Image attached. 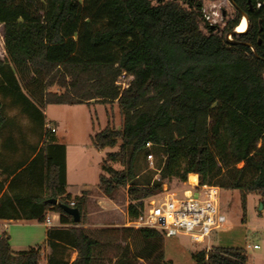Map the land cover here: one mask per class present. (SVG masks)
<instances>
[{
  "label": "trees",
  "instance_id": "obj_1",
  "mask_svg": "<svg viewBox=\"0 0 264 264\" xmlns=\"http://www.w3.org/2000/svg\"><path fill=\"white\" fill-rule=\"evenodd\" d=\"M232 1L236 14L219 29L205 21L203 0H0V219L60 215L43 244L25 249L0 231V264H97L105 252L81 225L89 192L68 190L66 144L47 120L48 104L118 103L122 126L108 124L91 141L117 147L100 162L98 187L112 200L127 189L130 220L164 183L190 173L239 190L244 221L250 193L264 206V0ZM242 12L248 28L228 39ZM148 155L157 157L152 169ZM51 198L73 201L81 221ZM131 229L147 245L124 249L113 264H175L163 231ZM193 258L248 264L240 247H205Z\"/></svg>",
  "mask_w": 264,
  "mask_h": 264
},
{
  "label": "rangeland",
  "instance_id": "obj_2",
  "mask_svg": "<svg viewBox=\"0 0 264 264\" xmlns=\"http://www.w3.org/2000/svg\"><path fill=\"white\" fill-rule=\"evenodd\" d=\"M179 1L185 2L187 0ZM202 11L203 14L210 17L209 20L206 19L205 21L217 25L219 29H223L227 20L236 14L235 6L230 0H203ZM244 17L242 16L241 20ZM202 26H204V23ZM230 36L233 38V35ZM0 56L3 58L6 56L4 25L2 23H0ZM131 79L132 77L124 79L125 83H128ZM52 89L56 90L57 87H52ZM86 107L88 108L87 105ZM88 112H90L91 128L95 127L96 131L103 129L108 124L116 128L122 126L123 115L116 102L106 104L92 103L90 109L88 108ZM21 120L23 124L27 123L25 118ZM48 121L50 125H54L51 119ZM29 138L32 141L36 140V137L33 135L29 136ZM91 149L89 152L91 179L94 181L96 178L99 182V175L96 177V171L98 170L99 173L101 171V160L108 151H113L117 147H107L99 150V152L93 147ZM152 159L156 162V155ZM98 160L99 163H97ZM148 160L150 169H152L150 159L148 158ZM115 167L119 169L123 168L119 163H116ZM189 181H191V178H189ZM168 186L172 190H182L185 184L178 179H174L171 183H168ZM88 192L87 221L83 224L81 223V225L85 227L90 235L100 239L105 244L103 245V251H105L103 258H100L97 264H111V262L113 264L115 257L121 255L124 249L129 248L136 253L141 251L148 242L143 240L135 230H127V227H131L128 225L130 218L127 213L129 203L127 189L120 188L115 200L108 198L99 187L94 188L93 191L88 190ZM261 203L259 194L250 193L248 195L246 218L244 221L245 211L242 207L240 191L221 189L220 211L226 216V221L211 234L209 241L211 247L244 248L248 254V264H264V206H261ZM255 243L259 244L258 248L248 246ZM206 246L205 244L201 245L192 242L189 236L183 233L171 236L164 234L163 238L166 258L173 260L175 264H195L193 253ZM75 256L76 253L73 254V257ZM42 262L43 264L45 263L44 258ZM145 263L147 264L148 261Z\"/></svg>",
  "mask_w": 264,
  "mask_h": 264
},
{
  "label": "built area",
  "instance_id": "obj_3",
  "mask_svg": "<svg viewBox=\"0 0 264 264\" xmlns=\"http://www.w3.org/2000/svg\"><path fill=\"white\" fill-rule=\"evenodd\" d=\"M205 20L210 17L203 14ZM212 24V23H211ZM230 39H233L230 36ZM125 75L122 77L124 78ZM127 86V83H123ZM56 131V128H52ZM153 166V155H148ZM182 190H172L168 183H164L160 193L146 201L143 213L128 225L135 228H155L171 236L183 233L196 244H209L211 234L226 221V216L220 211L221 188L214 184H200L199 180L189 181ZM74 205V202H71ZM56 212H48L45 223L48 227L55 225ZM208 242V243H207ZM258 248L259 244L248 245Z\"/></svg>",
  "mask_w": 264,
  "mask_h": 264
},
{
  "label": "crops",
  "instance_id": "obj_4",
  "mask_svg": "<svg viewBox=\"0 0 264 264\" xmlns=\"http://www.w3.org/2000/svg\"><path fill=\"white\" fill-rule=\"evenodd\" d=\"M47 120L54 122L56 133L66 144V178L69 192L81 194L83 190L98 187V180L92 181L89 152L91 147L97 150L91 141L96 131L91 128L90 112L85 104H48L45 108ZM99 163V160L97 161ZM100 173L96 171V177ZM194 174L198 181V174ZM185 186L187 181L184 182ZM55 224H60V215H55ZM48 226L37 219H0V231L7 230L15 250L43 244L46 240Z\"/></svg>",
  "mask_w": 264,
  "mask_h": 264
},
{
  "label": "water",
  "instance_id": "obj_5",
  "mask_svg": "<svg viewBox=\"0 0 264 264\" xmlns=\"http://www.w3.org/2000/svg\"><path fill=\"white\" fill-rule=\"evenodd\" d=\"M230 1L233 3V5H235V3L232 0H230ZM242 16H245L248 19V15L245 12H242ZM248 26H249V20H248ZM248 26H247V28H248ZM234 33H239V31H237V29H234L233 31L228 32L226 37L228 39H230V35H233ZM255 52H256V50H255ZM256 54H257V52H256ZM49 202L54 203V204H59L68 214L73 216V219L75 222L79 223L81 221L80 210L77 207L70 206V205L65 204V203H61L56 198L49 199ZM261 206H263L262 203H261Z\"/></svg>",
  "mask_w": 264,
  "mask_h": 264
},
{
  "label": "bare ground",
  "instance_id": "obj_6",
  "mask_svg": "<svg viewBox=\"0 0 264 264\" xmlns=\"http://www.w3.org/2000/svg\"><path fill=\"white\" fill-rule=\"evenodd\" d=\"M247 26H248V22H247V19L244 17L236 29H237V31L242 32V31H245L247 29ZM190 178H191V180H194V179H196V175L191 174Z\"/></svg>",
  "mask_w": 264,
  "mask_h": 264
}]
</instances>
